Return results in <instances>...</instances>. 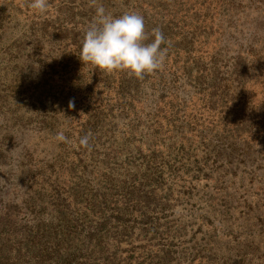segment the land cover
<instances>
[{
  "label": "trees",
  "instance_id": "trees-1",
  "mask_svg": "<svg viewBox=\"0 0 264 264\" xmlns=\"http://www.w3.org/2000/svg\"><path fill=\"white\" fill-rule=\"evenodd\" d=\"M78 1L61 0L58 8H77V12L65 10L47 26L31 20L28 28L3 47L0 113L7 129L3 143H14V133L21 134L28 124L27 113L35 115V128L46 136L44 141L52 145L63 132L62 145L69 146L65 156L71 152L77 159L76 164L75 159L59 164L58 170L71 166L67 175L77 182L61 185L57 181L43 200L28 195L36 184L34 176L21 178L20 204L9 203L0 213V264H175L191 255L193 259L196 253L188 251L176 257L178 248L170 246L175 235L169 221L163 220L173 196L169 180L181 181L180 175L189 170L178 166L189 160L185 158L189 146L181 141L185 129L201 110L216 111V102L229 94L231 106L241 105L245 86L252 76H262L264 66L258 63L253 46L241 52L224 43L227 31L222 20L215 31L212 22L208 23L211 27L206 25L208 12L201 14L193 8L200 0ZM221 1V15L216 16L230 18L234 0ZM101 6L113 16L142 15L150 36L147 42L153 29L161 30L166 41L161 45L166 50L161 68L141 78L80 61L85 30ZM4 18L0 16V42L6 39ZM213 33L218 35V45L210 53L202 52L205 42L198 43L199 38ZM14 88L17 99L1 94ZM94 88L107 92L105 103L98 104V110H84L80 118L81 95L89 97ZM197 96L201 107H188ZM70 101L74 107H69ZM23 106H29L27 118L21 114ZM246 121L243 116L237 122L221 121L220 133L213 137L216 141L239 137ZM256 121L264 123L261 116ZM256 132L262 140L264 131ZM84 137L86 146L80 143ZM135 139L144 143L148 154L142 155L140 146L133 150ZM160 144L164 154L157 156ZM48 161H42L41 173L50 167ZM181 189L179 185L178 195L186 194ZM19 215L23 224L16 227L11 219Z\"/></svg>",
  "mask_w": 264,
  "mask_h": 264
},
{
  "label": "rangeland",
  "instance_id": "rangeland-1",
  "mask_svg": "<svg viewBox=\"0 0 264 264\" xmlns=\"http://www.w3.org/2000/svg\"><path fill=\"white\" fill-rule=\"evenodd\" d=\"M72 1L80 4L78 0ZM59 2L61 0H47L48 10L40 13L30 6L32 0H0V16L5 17L7 31L4 35L6 39L0 42V68L4 65L1 60L3 47L28 28L31 20L37 25L47 26L55 21L57 14L77 12V8H58ZM221 3V0H200L196 8H193L201 14L208 12V18L211 19L207 18L206 25L211 27L208 23L212 22L213 31L219 26L218 20H222L227 31L224 43L232 51L238 49L241 52L248 49L249 45L253 46L255 57L259 58L258 63L264 66V0H234L233 7L229 10L230 18L216 16L222 11ZM76 4L72 6L77 7ZM188 6L190 7L189 4ZM217 36L213 33L205 39L199 38L198 43L205 42L201 51H213L218 45ZM242 56L247 61L246 55ZM261 73L260 77L252 76L245 86L241 105L231 106L229 94L216 102V111L201 110L194 120L190 119L185 129V136L181 141L189 146L190 151L185 156L189 160L179 162L178 166L183 164L184 169L189 170L180 175L183 178L181 181L169 180L167 185L171 183L173 196L164 210L166 217L163 220L169 221L168 226L175 235L170 246L178 248L175 249L176 257L187 251L196 253V256L191 259V255L187 261L179 260L175 264H264V137L260 140L256 132L264 131V123L256 121L260 116L264 119V70ZM16 93L17 89L14 88L13 91L9 89L1 94L14 95V99H17ZM81 97L83 99L77 107H80V118H83L84 110L90 112L101 108L98 104L105 103L107 92L102 89L96 91L94 88L92 95L87 97L82 94ZM200 98L195 97L193 105L188 107L199 109ZM10 100L13 102L9 97L8 101ZM9 106L14 107L13 104ZM27 108L29 106H23L21 110L24 117ZM140 108L139 105L136 106V109ZM27 114L28 124L21 129V134L13 132L14 143L7 145L3 143V135L7 129L2 126L0 113V213L9 203H19L18 197L24 189L21 178L25 176H34L36 182L28 195L43 200L49 198L51 185L56 186L57 181L61 185L77 182L76 178L70 181L67 175L71 166H67L65 171L58 170L59 164L64 165L71 159H75L73 164H76L75 154L70 152L74 156H65L69 146L62 145L64 141L55 139L52 145L49 141H44L46 136L39 135L35 128L36 116L29 112ZM242 116L243 120L247 119L241 125L243 134L233 139L230 136L227 140L216 141L213 136L216 132L220 133L221 121L231 119L237 122ZM163 132L160 135L165 137ZM138 146L142 155L148 154L144 143L135 139L132 143L133 150L136 151ZM7 148L8 151H5ZM218 148L221 153L216 154ZM49 150L51 153H46ZM156 154H164L163 144L159 145ZM21 155H25L23 159ZM44 160H49L47 164L50 167H44V173H41L39 169ZM21 162L26 164L20 165ZM179 185H182L181 191L186 194L178 195ZM20 217L22 215L17 220L11 219L16 227L23 224Z\"/></svg>",
  "mask_w": 264,
  "mask_h": 264
},
{
  "label": "clouds",
  "instance_id": "clouds-1",
  "mask_svg": "<svg viewBox=\"0 0 264 264\" xmlns=\"http://www.w3.org/2000/svg\"><path fill=\"white\" fill-rule=\"evenodd\" d=\"M30 6L40 13L48 10L47 0H32ZM149 39L142 15L126 12L113 16L101 6L85 30L79 59L100 70H121L142 78L161 68L166 58V50L161 48L166 43L161 30L153 29L151 42H147ZM69 107H74L72 101ZM56 139L63 141V132ZM80 143L86 146L87 137Z\"/></svg>",
  "mask_w": 264,
  "mask_h": 264
}]
</instances>
